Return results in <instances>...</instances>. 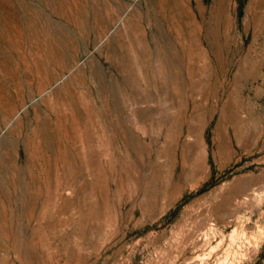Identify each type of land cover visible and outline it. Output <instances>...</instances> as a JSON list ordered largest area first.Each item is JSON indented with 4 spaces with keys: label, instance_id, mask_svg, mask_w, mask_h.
Returning <instances> with one entry per match:
<instances>
[{
    "label": "rangeland",
    "instance_id": "374dc122",
    "mask_svg": "<svg viewBox=\"0 0 264 264\" xmlns=\"http://www.w3.org/2000/svg\"><path fill=\"white\" fill-rule=\"evenodd\" d=\"M0 264H264V0H0Z\"/></svg>",
    "mask_w": 264,
    "mask_h": 264
}]
</instances>
